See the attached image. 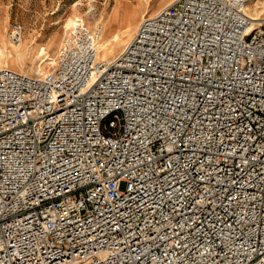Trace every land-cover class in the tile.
I'll return each mask as SVG.
<instances>
[{
    "label": "built area",
    "instance_id": "obj_1",
    "mask_svg": "<svg viewBox=\"0 0 264 264\" xmlns=\"http://www.w3.org/2000/svg\"><path fill=\"white\" fill-rule=\"evenodd\" d=\"M253 1L173 0L111 62L77 19L51 70L0 66V264H264Z\"/></svg>",
    "mask_w": 264,
    "mask_h": 264
},
{
    "label": "rangeland",
    "instance_id": "obj_2",
    "mask_svg": "<svg viewBox=\"0 0 264 264\" xmlns=\"http://www.w3.org/2000/svg\"><path fill=\"white\" fill-rule=\"evenodd\" d=\"M173 0H0V36L6 31L7 46L13 53L2 58L4 64L28 74L36 75L51 70L55 64L58 49L63 39L68 20L73 18L83 20L89 27L102 24V39L112 38L113 34L125 31L131 23L132 30L127 34V40L122 45L108 43V47L99 49L101 58L111 61L119 55L130 38L137 30L142 20V14L152 15ZM144 17V16H143ZM80 20V21H81ZM264 20V19H263ZM19 22L23 26L21 44L30 36L31 43L36 48L45 45L50 54L40 66L41 55L36 48L27 53L25 62L17 60L14 44L9 36L10 26ZM5 26V29H4ZM70 27V26H69ZM33 36V37H32ZM115 42V40L113 41ZM99 46V45H98ZM2 47V44H0ZM108 51V53H107ZM111 51V52H110ZM34 54V55H33ZM39 54V55H38ZM37 56V57H36ZM36 57V58H35ZM3 63V62H2ZM39 65V66H38ZM40 70V71H39Z\"/></svg>",
    "mask_w": 264,
    "mask_h": 264
},
{
    "label": "bare ground",
    "instance_id": "obj_3",
    "mask_svg": "<svg viewBox=\"0 0 264 264\" xmlns=\"http://www.w3.org/2000/svg\"><path fill=\"white\" fill-rule=\"evenodd\" d=\"M249 14H250V16L252 18V22H251V27L250 28H254L255 26H257L258 23H260V21H262L264 19V0H254L253 2H251L249 4ZM143 16L145 17V16H147V14H142V18H143ZM73 23H74L73 18H70L68 20L66 26L69 27ZM1 29L2 28L0 27V31H1ZM4 29H5V26H4ZM130 30H132L131 23L128 24V27L125 29V31H122L121 33L113 34V39L112 38L102 39L101 42L98 44L99 47L101 49H104V48L108 47V43H110V42H112L114 44L122 45L127 40L126 36H127V34L129 33ZM7 36L8 35H6V31L5 32L2 31V35L0 36V44H2V47H0V66H8L9 64H6L7 62L4 64V61L3 60L1 61V59L5 58V57L7 58L8 54H11V55L13 54L10 51V49L8 48V46H7ZM30 40H32V39H30V36L28 35L27 38L23 41V44L19 43L16 46L17 49L15 50V55L14 56L17 58V60H21V61L25 62V57H26L27 53L32 52L31 51L32 48H36L35 47L36 45L31 43ZM114 40H115V42H113ZM36 53H39L41 55L40 66L50 56V54H49V52L47 50V47L45 45H40L38 48H36ZM107 53H108V51H107ZM99 56H100V54H99ZM100 58H101V56H100ZM111 61H108V62H111ZM22 71L25 72V69L22 68ZM31 71L32 70H28L27 73L31 72Z\"/></svg>",
    "mask_w": 264,
    "mask_h": 264
}]
</instances>
